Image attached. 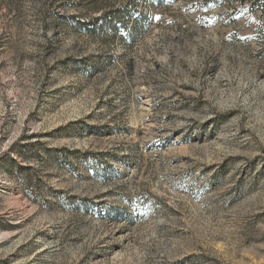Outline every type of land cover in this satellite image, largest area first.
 I'll use <instances>...</instances> for the list:
<instances>
[{
    "label": "rangeland",
    "instance_id": "374dc122",
    "mask_svg": "<svg viewBox=\"0 0 264 264\" xmlns=\"http://www.w3.org/2000/svg\"><path fill=\"white\" fill-rule=\"evenodd\" d=\"M0 264H264V0H0Z\"/></svg>",
    "mask_w": 264,
    "mask_h": 264
}]
</instances>
